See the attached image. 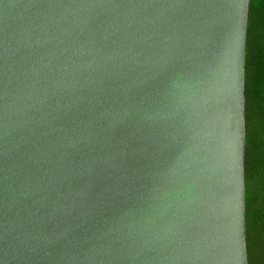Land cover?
<instances>
[{"label":"water","instance_id":"95a60500","mask_svg":"<svg viewBox=\"0 0 264 264\" xmlns=\"http://www.w3.org/2000/svg\"><path fill=\"white\" fill-rule=\"evenodd\" d=\"M251 0H0V264H250Z\"/></svg>","mask_w":264,"mask_h":264},{"label":"trees","instance_id":"16d2710c","mask_svg":"<svg viewBox=\"0 0 264 264\" xmlns=\"http://www.w3.org/2000/svg\"><path fill=\"white\" fill-rule=\"evenodd\" d=\"M246 97L248 253L250 264H264V0H251Z\"/></svg>","mask_w":264,"mask_h":264}]
</instances>
